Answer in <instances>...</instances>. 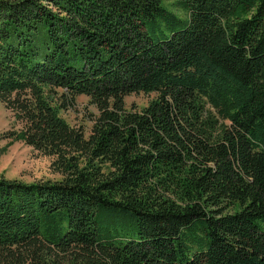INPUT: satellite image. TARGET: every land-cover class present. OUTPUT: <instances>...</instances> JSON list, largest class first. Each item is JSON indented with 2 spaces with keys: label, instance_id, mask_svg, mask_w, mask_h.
I'll use <instances>...</instances> for the list:
<instances>
[{
  "label": "trees",
  "instance_id": "16d2710c",
  "mask_svg": "<svg viewBox=\"0 0 264 264\" xmlns=\"http://www.w3.org/2000/svg\"><path fill=\"white\" fill-rule=\"evenodd\" d=\"M167 1L0 0L8 136L62 176H0V264H264V0Z\"/></svg>",
  "mask_w": 264,
  "mask_h": 264
},
{
  "label": "rangeland",
  "instance_id": "374dc122",
  "mask_svg": "<svg viewBox=\"0 0 264 264\" xmlns=\"http://www.w3.org/2000/svg\"><path fill=\"white\" fill-rule=\"evenodd\" d=\"M169 1L164 0V5L177 13L175 8L169 6ZM155 94H131L124 98L126 109L140 110L154 99ZM97 110L85 96H76L69 104L68 109L61 112V117L72 127L80 129L84 137L91 133L92 119ZM23 124L15 121L13 114L0 104V176L6 179H15L24 183L38 182L41 180L58 181L62 176L52 167V157L44 156L34 151L22 141L9 138V134L18 132Z\"/></svg>",
  "mask_w": 264,
  "mask_h": 264
}]
</instances>
